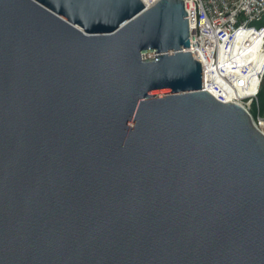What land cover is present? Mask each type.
<instances>
[{
    "label": "water",
    "instance_id": "95a60500",
    "mask_svg": "<svg viewBox=\"0 0 264 264\" xmlns=\"http://www.w3.org/2000/svg\"><path fill=\"white\" fill-rule=\"evenodd\" d=\"M202 75L184 0H0V264H264V132Z\"/></svg>",
    "mask_w": 264,
    "mask_h": 264
},
{
    "label": "built area",
    "instance_id": "2783aa9c",
    "mask_svg": "<svg viewBox=\"0 0 264 264\" xmlns=\"http://www.w3.org/2000/svg\"><path fill=\"white\" fill-rule=\"evenodd\" d=\"M146 8L159 0H142ZM190 51L202 64V89L241 105L264 132V0H184Z\"/></svg>",
    "mask_w": 264,
    "mask_h": 264
},
{
    "label": "trees",
    "instance_id": "16d2710c",
    "mask_svg": "<svg viewBox=\"0 0 264 264\" xmlns=\"http://www.w3.org/2000/svg\"><path fill=\"white\" fill-rule=\"evenodd\" d=\"M260 104H261V113L264 114V77L262 80L261 90L259 94Z\"/></svg>",
    "mask_w": 264,
    "mask_h": 264
}]
</instances>
